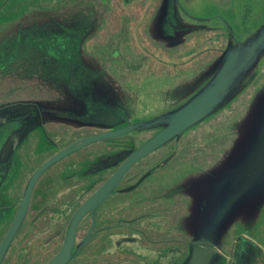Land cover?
I'll return each mask as SVG.
<instances>
[{"label": "flooded vegetation", "instance_id": "1", "mask_svg": "<svg viewBox=\"0 0 264 264\" xmlns=\"http://www.w3.org/2000/svg\"><path fill=\"white\" fill-rule=\"evenodd\" d=\"M67 1L79 8L59 19L66 22L22 32L66 28L82 36L96 20H106L110 51L91 66L81 44L74 81L55 75V66L44 72L27 67L20 73L34 76L10 86L5 75L15 67L0 65V264H183L195 235L185 218L183 188L173 187L175 176L166 173L174 147L160 145L129 163L157 128L127 121L130 115L150 121L146 115L179 93L131 96L108 73L112 59L134 70L143 66L144 60L124 54L123 39L132 34L137 51L153 52L145 27L162 0ZM180 1L165 0L160 20L166 35L179 27ZM26 79L33 81L19 83ZM247 247L217 264H249Z\"/></svg>", "mask_w": 264, "mask_h": 264}, {"label": "trees", "instance_id": "2", "mask_svg": "<svg viewBox=\"0 0 264 264\" xmlns=\"http://www.w3.org/2000/svg\"><path fill=\"white\" fill-rule=\"evenodd\" d=\"M245 6L252 8L248 25L243 23ZM78 8L69 6L67 0L26 4L17 16L0 20V41L20 28L66 22L59 19ZM164 12L165 0H162L145 27L153 52L137 51L132 34L127 33L123 39L124 54L135 61L144 60L141 68L131 69L118 59H112L108 64L109 75L117 79L123 93L131 96L141 92L179 93L178 99L157 107L145 119L157 118L187 103L218 73L225 49L237 40L255 34L264 25V0L180 1L177 8L179 27L174 35L163 33L160 17ZM106 24V20H96L82 41V59L91 66H97L103 55L110 51L112 34L105 36ZM157 52L172 60L171 64L182 62L164 63ZM263 89L264 49H261L254 61L236 76L231 90L213 111L164 144L166 148L174 147L166 170L175 176L173 187L183 182V176H203L221 163L247 128L253 106Z\"/></svg>", "mask_w": 264, "mask_h": 264}, {"label": "water", "instance_id": "3", "mask_svg": "<svg viewBox=\"0 0 264 264\" xmlns=\"http://www.w3.org/2000/svg\"><path fill=\"white\" fill-rule=\"evenodd\" d=\"M31 27L20 28L6 36L0 41V50L5 42ZM243 39L250 48L244 60L236 65V60L231 61L229 57L240 45V39L225 49L221 57L222 67L199 93L184 105L142 123L152 124L157 131L137 148L129 163L136 162L180 135L218 106L231 90L240 71L251 64L260 50L264 49V25L255 34ZM232 67L234 70L228 76ZM224 82L227 83L226 90L219 96ZM175 114L179 115L173 120ZM123 130L109 131L87 140L118 134ZM263 144L264 89L253 106V115L247 128L221 163L203 176H183V182L179 184L183 188L181 194L185 197L188 229L196 237L189 238V250L183 264H217L221 259L234 257L235 251L244 244L248 246L245 251L250 248L249 264H260L264 260Z\"/></svg>", "mask_w": 264, "mask_h": 264}, {"label": "rangeland", "instance_id": "4", "mask_svg": "<svg viewBox=\"0 0 264 264\" xmlns=\"http://www.w3.org/2000/svg\"><path fill=\"white\" fill-rule=\"evenodd\" d=\"M47 0H0V20L5 18L11 19V17H15L23 11V7L26 4L32 3L37 4L40 3L45 4ZM243 16L244 25H248L249 21L252 17V8L251 6L243 7ZM170 21L168 22V24ZM69 29L77 28L76 25L68 27ZM166 32L168 31L166 25ZM66 28L64 29H39L35 34H31L32 30L25 31L19 33L17 36L11 38L2 46L0 50V65L3 67H15L9 68L5 77L8 80L6 82H10V86L12 83L18 82L19 77H33L34 75L26 74L23 75L20 71L22 69L27 68L25 71H33L38 72L39 70L44 72L47 71L45 68H49L55 66L57 70L55 71V75L57 76H68V78H72L74 81L76 77V71L73 68L74 66H79L80 63H77L80 60V45L83 41V36L85 33H81L78 31H74L72 34H66ZM43 32L47 33L50 37L48 40L42 38ZM44 37V36H43ZM140 38V37H139ZM250 48L247 46L246 41L244 39L241 40L240 45L229 55L231 61L236 60V65L239 64L244 58L249 54ZM158 56L164 59V63L171 64L170 59H167L161 53L157 52ZM182 62V61H177ZM172 65V64H171ZM234 70V67L228 72V76H230L231 72ZM35 74V73H34ZM48 72H45L44 75H47ZM70 80V82H72ZM33 80H22L19 83H29ZM4 82V81H2ZM9 86V87H10ZM227 83L222 88L219 96L224 93L226 90ZM139 117L136 115H130V118L127 121L130 122H139ZM139 123H135L138 124ZM134 124V125H135ZM133 125V126H134ZM142 123L139 125L141 126ZM239 250V249H238ZM248 259V258H247ZM247 263V262H246Z\"/></svg>", "mask_w": 264, "mask_h": 264}, {"label": "bare ground", "instance_id": "5", "mask_svg": "<svg viewBox=\"0 0 264 264\" xmlns=\"http://www.w3.org/2000/svg\"><path fill=\"white\" fill-rule=\"evenodd\" d=\"M178 115H179V114H175V115L173 116V120H176V119L178 118ZM261 155L264 156V144H263V147H262V150H261Z\"/></svg>", "mask_w": 264, "mask_h": 264}]
</instances>
